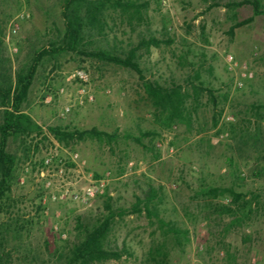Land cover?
Returning <instances> with one entry per match:
<instances>
[{"label":"rangeland","instance_id":"rangeland-1","mask_svg":"<svg viewBox=\"0 0 264 264\" xmlns=\"http://www.w3.org/2000/svg\"><path fill=\"white\" fill-rule=\"evenodd\" d=\"M146 1L145 21L138 26L108 12L107 35L95 39V46L127 49L150 34L170 37L169 45L141 51L143 74L160 83H182L197 70L214 90L215 103L203 96L189 128H164L133 71L71 53L43 58L23 106L43 134L10 138L7 147L17 158L10 212L0 213V250L10 264H63L60 256L76 240L79 218L92 223L105 216L107 197L114 212L130 210L149 188L156 191L160 218L186 229L189 241L178 246L144 213L117 215L110 245L126 247L132 256L101 264H144L149 249L160 246L168 264H193V258L202 264H251L252 257L255 264H264V177L259 176L264 109L257 107L264 105V17L253 16L250 5L226 7L242 0ZM22 13L19 29L11 34V23ZM233 14L252 21L231 35ZM63 30L61 0H0V72L13 76L36 51L59 40ZM226 52L253 72L241 88L233 84ZM75 70H83L86 81L70 78ZM80 91L93 100L83 98L78 105ZM49 126L96 128L116 137L110 144L88 138L65 146L48 134ZM70 153H78L86 165L66 164L62 176L53 177L52 189L45 188L41 163L47 156L64 160ZM107 174L104 195L86 205L51 197L59 184L80 189ZM205 187H234L248 197L257 195L258 203L248 216L239 214L238 222L222 210L227 198L201 196ZM199 245L204 246L200 252Z\"/></svg>","mask_w":264,"mask_h":264},{"label":"trees","instance_id":"trees-1","mask_svg":"<svg viewBox=\"0 0 264 264\" xmlns=\"http://www.w3.org/2000/svg\"><path fill=\"white\" fill-rule=\"evenodd\" d=\"M148 4L146 0H61L64 30L59 40L36 51L31 62L25 68L17 70L13 76H5L0 72V213L10 212L9 196L17 177V158L7 151L9 139L43 134L42 128L23 110L37 68L43 58L71 53L133 71L142 83L143 92L153 109L154 116L164 128H170L175 124L189 128L203 96H207L209 101L215 103L214 90L205 85L197 70L194 71L193 76H188L182 83L175 81L160 83L146 78L143 74L140 65L141 51L148 54L151 47L158 48L161 44L169 45L172 43L170 37L159 39L150 34L141 37L135 45H129L127 49L116 46L107 49L95 46V39L105 38L107 35L108 12H116L121 20L124 19L131 27L133 23L138 26L145 21ZM243 5L251 6L253 16L264 17L261 0L231 1L226 4V7L235 10ZM232 18L234 23L229 28L231 35L236 28L252 21V17L238 20L234 14ZM257 107L264 109V105ZM47 132L58 143L65 146L70 142H80L88 138L110 144L116 137L115 134L96 128L69 130L60 126H49ZM142 135L153 136L154 133L145 132ZM135 141L138 144L141 143L140 139L136 138ZM261 159L259 176L264 177V157L262 156ZM201 196L208 201L227 198L229 204L222 205V210L238 222H240L239 214L248 216L253 206L258 203L257 195L251 194L248 197V194L237 191L234 187H205L201 190ZM155 198L156 191L149 188L142 198H136L130 210L114 212L109 204L111 198L107 197L105 216L92 223L80 222V218L77 220V238L74 242L66 244L60 256L63 258V264H101L111 260L119 261L123 256L131 257L132 254L128 248L110 245L109 237L117 215L144 213L148 219H155L165 236H170L178 246L183 245L181 240L187 243L188 231L177 228L160 218L157 203L154 202ZM0 264H10L9 256L3 250H0ZM144 264H168V254L162 251L161 246L151 248Z\"/></svg>","mask_w":264,"mask_h":264},{"label":"built area","instance_id":"built-area-1","mask_svg":"<svg viewBox=\"0 0 264 264\" xmlns=\"http://www.w3.org/2000/svg\"><path fill=\"white\" fill-rule=\"evenodd\" d=\"M24 14L17 15L15 20L11 23V34H14L19 29L17 20H23ZM224 61L226 63L227 69L234 75L233 84L237 88L243 86V81L250 80L253 77V72L244 63L239 62L230 52L224 54ZM72 79H79L81 81H86V75L83 70H75L70 76ZM60 92H63L61 89ZM83 98L87 101H92L93 97L85 93L84 91L79 92L77 103L82 105L84 103ZM70 107L64 108V113H68ZM232 119V118H228ZM66 159V160H65ZM66 164H70L72 168L74 167H84L86 161L81 158L78 153H70L67 158H57L56 155L47 156L43 161V167L39 172V176L44 181L45 188L51 190L53 187V177L62 176L65 170ZM107 175L91 180L89 183L80 189H72L66 187V184H59L58 190L52 192L51 197L53 200L58 201H70L79 205H86L90 200L104 195L105 188L107 186ZM50 192V193H51ZM204 246L199 245L198 251H202ZM221 255H223L221 253ZM251 264L256 263V259L252 257L250 259ZM193 264H202L197 258L192 259Z\"/></svg>","mask_w":264,"mask_h":264}]
</instances>
